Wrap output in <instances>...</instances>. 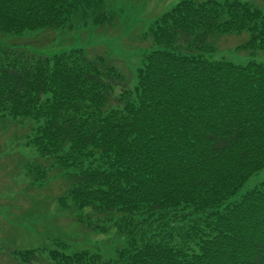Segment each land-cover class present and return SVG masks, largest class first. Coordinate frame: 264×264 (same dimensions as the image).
I'll use <instances>...</instances> for the list:
<instances>
[{"label": "trees", "instance_id": "trees-1", "mask_svg": "<svg viewBox=\"0 0 264 264\" xmlns=\"http://www.w3.org/2000/svg\"><path fill=\"white\" fill-rule=\"evenodd\" d=\"M105 1L0 0V36L39 32L26 37L38 47L52 30L102 26L114 17ZM244 32L233 50L247 64L209 59L220 37ZM139 39L133 74L81 47L42 54L0 43L2 135L13 130L33 150L16 169L41 186L61 178L60 210L120 238L111 256L66 252L58 238L10 255L20 264H264V183L228 201L264 168V8L183 0ZM12 148L0 138V154L16 159Z\"/></svg>", "mask_w": 264, "mask_h": 264}, {"label": "rangeland", "instance_id": "rangeland-1", "mask_svg": "<svg viewBox=\"0 0 264 264\" xmlns=\"http://www.w3.org/2000/svg\"><path fill=\"white\" fill-rule=\"evenodd\" d=\"M181 1L183 0H106L103 9L108 14L113 13L114 17L112 22L105 25L97 26L89 19L85 23H75L72 29L52 30L38 41V47L27 44L26 37L39 32L23 36H0V43L27 46L30 51L42 54L81 47L106 56L121 70L126 68L133 74L134 67L140 64V48L145 45L139 39L140 33L149 23ZM249 1L264 8V0ZM246 39L245 32L220 37L216 42L217 50L209 59L227 60L235 65L247 64L251 60L250 55L233 50ZM41 42L47 44L42 45ZM18 130L25 132L22 127ZM5 132L7 129L0 124V138L4 145L10 150L16 147L19 154H15L16 159L9 158L8 155L12 153L0 154L3 158L0 159V264H20L10 255L11 250L42 246L46 249L53 248L55 238L65 242L66 252L88 248L111 256L120 243L113 228L97 233L61 211L56 202L66 186L61 178L53 177L50 181L43 182L42 186L27 181L21 167L17 170L16 166L19 156L28 158L33 150L23 147L24 139L19 133L12 135L13 130H10L9 136L5 137L2 135ZM261 183H264V168L252 174L228 201ZM41 254L45 256L46 251ZM40 264H45L44 260Z\"/></svg>", "mask_w": 264, "mask_h": 264}]
</instances>
